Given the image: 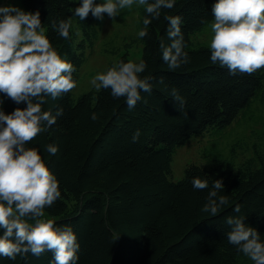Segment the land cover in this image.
Segmentation results:
<instances>
[{
    "label": "trees",
    "instance_id": "obj_1",
    "mask_svg": "<svg viewBox=\"0 0 264 264\" xmlns=\"http://www.w3.org/2000/svg\"><path fill=\"white\" fill-rule=\"evenodd\" d=\"M21 1L28 11H40L46 34L61 56L73 62V78L78 80L101 20L91 13L84 21L72 16L71 0ZM212 2L177 0L174 9L164 10L180 14L184 21L190 60L178 69L170 70L160 57L159 40L167 41L163 15L149 26L147 37H138L140 59L148 64L141 75L154 79L152 91L141 92L135 108L129 110L123 98H113L110 90L96 88L77 97L71 91L44 105L53 112L61 106L64 114L29 142L41 150L62 192L42 218L73 227L80 243L79 264H252L228 243L230 226L225 219L245 216L244 222L264 239V143L255 141L252 155L239 163L234 162L235 154L223 157L215 149L213 154L205 150L206 164L189 163L180 179L170 178L177 147L193 136L225 129L240 114L251 118L253 103L264 106V68L251 75H229L210 62L209 45L191 39L211 23ZM139 11L141 28L145 13L142 7ZM61 18L72 24L70 39L51 27L52 20ZM122 59L130 60L127 53L117 62ZM173 88L186 100L182 109L172 98ZM17 106L25 105L4 100L6 112ZM92 112L98 115L95 121ZM138 128L142 134L132 142ZM50 142L59 145L55 155L44 150ZM196 175L207 179L209 188L194 189L191 177ZM219 178L224 184L219 194L227 195L230 203L211 216L203 205L213 179ZM236 204L241 206L239 213L233 211ZM51 259L48 251L38 257L17 256L14 261L0 257V264H49Z\"/></svg>",
    "mask_w": 264,
    "mask_h": 264
},
{
    "label": "clouds",
    "instance_id": "obj_2",
    "mask_svg": "<svg viewBox=\"0 0 264 264\" xmlns=\"http://www.w3.org/2000/svg\"><path fill=\"white\" fill-rule=\"evenodd\" d=\"M74 5V6H73ZM142 7L143 27L140 38L149 35L154 20L166 22L167 41L159 40L161 59L170 70L189 63L185 51L186 40L180 14L165 12L174 9L177 0H71L68 7L72 16L84 21L89 14L103 21L120 16L121 10ZM211 39L209 60L227 69L229 75L253 74L264 68V0H213L211 4ZM52 29L62 38L70 39L72 24L68 19L51 22ZM146 60H120L91 80L96 89L110 90L113 98H123L129 110L142 100L141 92H151L153 76H142ZM76 67L61 56L45 32L41 13L27 11L13 3L0 4V257L16 260L17 256H34L50 251L49 264H79L80 243L73 227L58 225L53 219H43L46 208H51L62 196L60 181L50 170L41 150L29 146L39 134L47 132L63 116L64 109H45L49 99L70 93L77 87L73 78ZM179 109L186 105L179 90L171 91ZM16 105L6 112L4 100ZM90 118L97 120L92 112ZM141 129H136L132 142L139 140ZM44 150L49 155L59 151V145L48 143ZM194 189L209 188L207 179L191 177ZM222 178L213 179L203 211L216 216L230 203ZM240 204L233 207L240 212ZM245 216H227L230 226L228 243L243 253L252 264H264V239Z\"/></svg>",
    "mask_w": 264,
    "mask_h": 264
},
{
    "label": "rangeland",
    "instance_id": "obj_3",
    "mask_svg": "<svg viewBox=\"0 0 264 264\" xmlns=\"http://www.w3.org/2000/svg\"><path fill=\"white\" fill-rule=\"evenodd\" d=\"M7 3L27 10L21 0H0V4ZM139 10L140 7L134 5L132 9L121 10L120 16L115 20H110L106 16L99 23L98 37L94 45L87 50L86 60L79 70L77 87L72 90L74 97L94 88L91 85L92 78L96 73L105 71L115 64L121 54L127 53L130 60L140 59L142 43L138 41L137 35L141 18ZM211 35L210 23L202 31L192 34L191 39L209 45ZM250 110L253 114L251 118L244 119L240 114L225 129L210 130L201 136H193L177 147L172 157L170 178L180 179L185 166L189 163L206 164L209 159L202 156L205 150L208 154H213L215 149L223 157L235 154V163L250 157L252 144L255 141H259V144L264 143V106L256 102L251 105ZM261 131L263 132L259 137L258 132Z\"/></svg>",
    "mask_w": 264,
    "mask_h": 264
}]
</instances>
